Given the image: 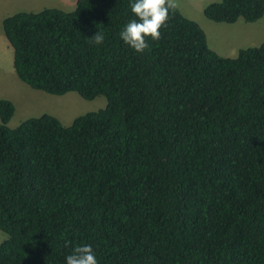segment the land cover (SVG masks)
Here are the masks:
<instances>
[{
    "label": "trees",
    "instance_id": "trees-1",
    "mask_svg": "<svg viewBox=\"0 0 264 264\" xmlns=\"http://www.w3.org/2000/svg\"><path fill=\"white\" fill-rule=\"evenodd\" d=\"M204 14L255 23L264 0ZM132 18L128 0H77L4 19L21 81L108 102L9 128L0 100V264H64L81 243L99 264H264V42L223 57L174 5L137 53L118 35Z\"/></svg>",
    "mask_w": 264,
    "mask_h": 264
},
{
    "label": "rangeland",
    "instance_id": "rangeland-1",
    "mask_svg": "<svg viewBox=\"0 0 264 264\" xmlns=\"http://www.w3.org/2000/svg\"><path fill=\"white\" fill-rule=\"evenodd\" d=\"M219 1L221 0H172L184 16L203 28L209 46L223 56H228L227 53L233 47L240 50L259 46L264 42L263 19L246 24H242L245 21L241 19L235 26L209 20L204 14L205 7ZM76 5L77 0H0V100H9L15 106V113L8 123L9 128H16L25 120L43 114L53 115L64 126H70L78 116L98 111L107 105L108 101L104 96L85 100L76 93L54 96L33 89L21 81L14 70L13 49L3 30L4 19L19 12H39L47 8L70 12ZM6 239L8 235L0 230V244Z\"/></svg>",
    "mask_w": 264,
    "mask_h": 264
},
{
    "label": "clouds",
    "instance_id": "clouds-1",
    "mask_svg": "<svg viewBox=\"0 0 264 264\" xmlns=\"http://www.w3.org/2000/svg\"><path fill=\"white\" fill-rule=\"evenodd\" d=\"M133 18L123 25L118 35L120 40L134 52L142 53L148 48L149 39H160L161 28L169 18L172 0H128ZM101 44L104 35L97 32L92 38ZM64 264H99L96 252L91 244L81 243L65 255Z\"/></svg>",
    "mask_w": 264,
    "mask_h": 264
},
{
    "label": "crops",
    "instance_id": "crops-1",
    "mask_svg": "<svg viewBox=\"0 0 264 264\" xmlns=\"http://www.w3.org/2000/svg\"><path fill=\"white\" fill-rule=\"evenodd\" d=\"M263 19V23H264V17L262 18ZM261 19V20H262ZM261 20H259V22L261 21ZM240 21H242L241 19L240 20H238L236 23H234V24H229L230 26L232 25V26H235L236 24H239L240 23ZM242 24H246V22H243ZM219 49H220V47H218ZM214 49V48H213ZM215 51H216V49H214ZM241 50V49H240ZM239 50V48L238 47H233L232 49H231V51L230 52H228L227 54H228V56H223V55H221V56H223V57H229V58H233V57H236L237 56V54H238V52L240 51ZM223 51H225V50H223ZM218 53V52H217ZM219 54V53H218Z\"/></svg>",
    "mask_w": 264,
    "mask_h": 264
}]
</instances>
